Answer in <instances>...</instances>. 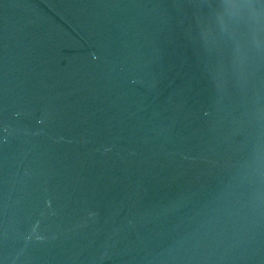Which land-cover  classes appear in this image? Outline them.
<instances>
[{
	"label": "water",
	"instance_id": "95a60500",
	"mask_svg": "<svg viewBox=\"0 0 264 264\" xmlns=\"http://www.w3.org/2000/svg\"><path fill=\"white\" fill-rule=\"evenodd\" d=\"M0 264H264V0H0Z\"/></svg>",
	"mask_w": 264,
	"mask_h": 264
}]
</instances>
